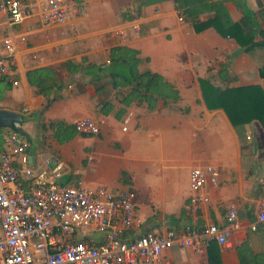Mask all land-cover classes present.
Wrapping results in <instances>:
<instances>
[{
	"label": "crops",
	"instance_id": "obj_1",
	"mask_svg": "<svg viewBox=\"0 0 264 264\" xmlns=\"http://www.w3.org/2000/svg\"><path fill=\"white\" fill-rule=\"evenodd\" d=\"M31 14L11 25L0 14V57L7 56L4 39L16 45L13 76L0 78V109L24 116L21 127L31 142L30 165L37 167L54 156L67 165L62 183L83 179L90 187L106 185L113 191H135V211L143 223L127 232L133 239L146 232L181 230L186 225L203 227L227 223L228 207L235 203L240 228L228 246H221L222 264H241L238 246L249 242L264 256V223L258 207L264 197V133L258 123L235 127L223 108H209L203 98L200 79L229 68L230 86L260 84L264 88V48L244 51L237 41L213 28L197 32L187 20L178 19L174 0H72L77 11L65 23H46L42 12L47 0H23ZM226 8L234 19L252 11L264 29V0H229ZM140 14L141 30L133 29V15ZM206 19L207 13L201 14ZM124 31L125 35L121 34ZM24 38V40H23ZM128 45L140 51L149 68L165 77L180 92V99L160 98L151 109L147 103L118 102L111 77L106 74L113 47ZM72 61L86 67L67 73L60 98L48 108L46 98L32 89L30 70ZM219 85L223 86V83ZM112 101L108 113L102 105ZM83 117L104 119L100 134H77L60 144L44 140L41 124L62 120L70 124ZM11 133L13 130L4 128ZM47 131V133H45ZM251 136V138H248ZM7 142L0 147V156ZM214 165L218 185L206 184L209 201L192 207L191 170ZM126 173L124 176L123 173ZM21 185L29 178L21 175ZM256 229H253V226ZM101 238L102 236H97ZM165 255L175 264H209L208 253L174 246ZM264 258V257H263Z\"/></svg>",
	"mask_w": 264,
	"mask_h": 264
},
{
	"label": "built area",
	"instance_id": "obj_2",
	"mask_svg": "<svg viewBox=\"0 0 264 264\" xmlns=\"http://www.w3.org/2000/svg\"><path fill=\"white\" fill-rule=\"evenodd\" d=\"M77 7L72 0H47L41 16L46 23H65ZM2 13L15 25L31 14V6L23 0H0ZM177 13L179 21L185 22L184 13L178 9ZM140 18L134 13L136 32L141 30ZM121 34L125 35L124 31ZM4 44L7 56L0 57V78L13 76L16 52L12 37H6ZM104 123V119L83 117L75 127L79 134L93 136L100 134ZM29 148L30 141L12 131L7 150L0 156V264H175L165 255L174 246L206 254L212 241L228 246L233 232L240 228L237 206L230 203L227 223L222 226L186 225L180 231L146 232L127 239V232L143 223L135 211L133 189L116 192L106 185L93 188L83 179L62 183L66 163L50 156L37 167L31 166ZM22 174L29 178L27 188L21 185ZM219 175L214 165L191 170L193 208L209 201L204 187L207 183L218 185ZM258 220L264 223V197ZM97 232L101 238L91 235Z\"/></svg>",
	"mask_w": 264,
	"mask_h": 264
},
{
	"label": "trees",
	"instance_id": "obj_3",
	"mask_svg": "<svg viewBox=\"0 0 264 264\" xmlns=\"http://www.w3.org/2000/svg\"><path fill=\"white\" fill-rule=\"evenodd\" d=\"M228 1L174 0L176 8L184 13L197 32L213 28L222 36L235 39L244 51L264 48V29L258 25L255 14L247 10L239 19H234L226 8ZM150 2L152 0H144L142 4ZM203 13H207L206 19H202ZM109 61L105 72L111 77L116 100L125 106L132 102L147 103L153 109L160 98L180 99L179 90L163 75L149 68H141L149 59L140 57L138 49L128 45L115 46L110 51ZM85 67L67 61L58 67L45 66L30 70L27 76L34 92L46 98V109L60 98V91L67 86L65 75L80 72ZM260 75L264 78L263 68L260 69ZM232 81L227 66H222L214 77L210 74L201 78L202 94L207 106L225 109L235 127L256 122L264 131V88L260 84L233 87L229 85ZM111 103L109 101L102 105L104 113H108ZM41 125L43 129H50L52 137L60 144L69 142L78 134L75 124L62 120ZM8 135L6 129L0 128V147L7 142ZM237 249L241 264H264V256L254 253L249 242ZM207 253L209 264H222L221 246L217 241L211 242Z\"/></svg>",
	"mask_w": 264,
	"mask_h": 264
},
{
	"label": "water",
	"instance_id": "obj_4",
	"mask_svg": "<svg viewBox=\"0 0 264 264\" xmlns=\"http://www.w3.org/2000/svg\"><path fill=\"white\" fill-rule=\"evenodd\" d=\"M24 116L20 113L0 109V128H9L30 139L29 134L21 127ZM264 133V131H263Z\"/></svg>",
	"mask_w": 264,
	"mask_h": 264
},
{
	"label": "rangeland",
	"instance_id": "obj_5",
	"mask_svg": "<svg viewBox=\"0 0 264 264\" xmlns=\"http://www.w3.org/2000/svg\"><path fill=\"white\" fill-rule=\"evenodd\" d=\"M24 123L27 125V123L25 122V120H24V122L22 124H24ZM45 133H47V131ZM47 138H52L53 139V137H51V133L45 134V137H44V140H46V143H47L46 145H48L49 149L51 150L52 145H49L48 144ZM53 140L56 141L55 139H53ZM32 144L35 145L36 144L35 141H33V142L30 141V145H32ZM82 231H87V230L86 229H82ZM91 235L95 236L96 238H98L97 236H99V235L102 236V234L99 233V232H97V233H91Z\"/></svg>",
	"mask_w": 264,
	"mask_h": 264
}]
</instances>
